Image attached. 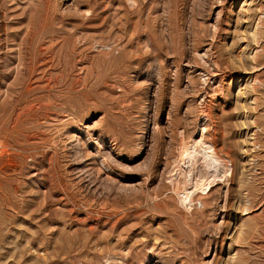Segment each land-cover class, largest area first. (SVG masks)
<instances>
[{"label":"rangeland","instance_id":"374dc122","mask_svg":"<svg viewBox=\"0 0 264 264\" xmlns=\"http://www.w3.org/2000/svg\"><path fill=\"white\" fill-rule=\"evenodd\" d=\"M0 264H264V0H0Z\"/></svg>","mask_w":264,"mask_h":264},{"label":"bare ground","instance_id":"6f19581e","mask_svg":"<svg viewBox=\"0 0 264 264\" xmlns=\"http://www.w3.org/2000/svg\"><path fill=\"white\" fill-rule=\"evenodd\" d=\"M205 1V0H204ZM203 2V1H202ZM204 3H202L201 4V6L203 5ZM207 5V4H206ZM205 5V6H206ZM204 6V5H203ZM202 9V8H201ZM239 63V62H238ZM238 66V65H237ZM214 121V120H213ZM202 143V142H201ZM204 146V145H203ZM198 147V146H197ZM210 147L212 148V147H214V146H212L211 144L210 145H208L207 146V148H209L210 149ZM200 148V147H199ZM191 149V148H190ZM205 149V148H204ZM187 152V151H186ZM186 152L184 153L185 155H186ZM193 151H191V150H188V152H187V160H188V162H193V153H192ZM202 159L205 161V165H207V167H209L210 168V171H211V174H210V176L209 177H212L214 174H215V172H216V165H215V160L216 159H214V155H213V153L211 152L210 153V151L208 152V151H206L205 150V152L204 153H202ZM219 160V159H218ZM217 161V160H216ZM223 162V161H222ZM224 167V166H223ZM185 169V168H184ZM220 172V171H219ZM221 174V173H220ZM209 179V178H208ZM239 179V178H238ZM242 182V181H241ZM198 184V183H197ZM196 183H194L193 181H191V183H190V185H189V187H186L185 189H184V191H183V195H182V199L184 200V201H186V200H188L190 197H191V195L196 191V189H203V187L202 186H199V184L197 185ZM243 205V204H242ZM242 223V222H241ZM240 223V224H241ZM230 248V247H229ZM216 263V262H215Z\"/></svg>","mask_w":264,"mask_h":264}]
</instances>
